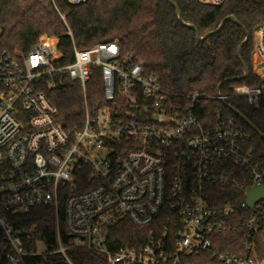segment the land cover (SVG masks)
I'll list each match as a JSON object with an SVG mask.
<instances>
[{
	"label": "built area",
	"instance_id": "2783aa9c",
	"mask_svg": "<svg viewBox=\"0 0 264 264\" xmlns=\"http://www.w3.org/2000/svg\"><path fill=\"white\" fill-rule=\"evenodd\" d=\"M77 6L86 0H67ZM220 5L226 0H198ZM68 35L71 32L67 31ZM258 85L232 86L212 99L264 100V21L252 32ZM60 64L57 38L43 35L27 52L0 45V264H38L83 249L107 264H175L181 254L209 252L222 264H264V200L249 208L245 192L264 185V155L233 115L203 126L191 104L173 103L142 64L116 42L96 43ZM258 70V71H257ZM98 72L103 103L90 105L87 83ZM82 96L80 127L65 129L46 90L64 77ZM52 212L51 233L16 226L35 208ZM167 207L172 217L138 247H110L123 220L150 226ZM242 230V252L213 249L219 234Z\"/></svg>",
	"mask_w": 264,
	"mask_h": 264
},
{
	"label": "trees",
	"instance_id": "16d2710c",
	"mask_svg": "<svg viewBox=\"0 0 264 264\" xmlns=\"http://www.w3.org/2000/svg\"><path fill=\"white\" fill-rule=\"evenodd\" d=\"M176 11L167 0H86L72 6L67 0H0V45L13 54H23L41 36L57 38L60 64L73 59L72 46L83 50L96 43L116 42L122 55L133 63L142 64L145 75L154 76L168 93L171 101L188 106L190 96L196 95L194 113L203 126L217 121L216 114L233 115L250 135L257 150L264 155V139L243 120L234 115L224 102L212 99L217 85L222 82L220 94L232 92V86H254L262 80L252 69V32L264 21V0H226L220 5H208L198 0H172ZM218 32L203 40L199 37L218 27ZM186 24L193 25V29ZM71 35L67 34V31ZM242 45L239 58L237 48ZM242 60L249 69L246 79ZM90 105L103 103L98 72L87 83ZM51 103L58 110V118L65 129L80 127L83 120L81 90L77 81L67 76L52 90H46ZM226 103L235 108L250 124L264 134V100L258 108L243 98H228ZM172 217L164 207L154 222L145 228L123 220L111 229L110 247H138L148 238L150 229L158 230ZM16 226L38 224L45 235L51 233L52 212L49 208H35L28 214L13 219ZM264 238V226L261 232ZM245 234L242 230L219 234L213 249L235 254L242 252ZM264 255V242L257 245ZM67 257L71 264H107L105 256L83 249H70ZM38 264H68L61 254H53ZM171 264V263H166ZM175 264H222L207 252L181 254Z\"/></svg>",
	"mask_w": 264,
	"mask_h": 264
},
{
	"label": "water",
	"instance_id": "95a60500",
	"mask_svg": "<svg viewBox=\"0 0 264 264\" xmlns=\"http://www.w3.org/2000/svg\"><path fill=\"white\" fill-rule=\"evenodd\" d=\"M167 1L169 2V4H170L171 6L174 7L179 22L184 24V22H183L182 19H181V14H180V11H179L178 7L173 3L172 0H167ZM226 19H231V20L237 22V21H236L234 18H232V17H226L225 19H223V20L221 21V23L218 25L217 28H215V29L212 30V31L207 32L206 34H204V35L201 36V37H199V36L197 35V33H196V29H195V27H194L193 25H190V24H186V25L195 31L197 40H203V39H205L206 37H208L209 35H212V34L218 32L219 29L221 28V26L224 24V22H225ZM247 38H248V34L246 33V37L244 38V40L242 41V43H240V45H239L238 48H237V52H236V54H237L238 58H239V52H240V50H241V48H242V45L245 43V41L247 40ZM240 62H241V65H242V67H243V75L234 78L235 80L246 79V78L249 76V69H248V67L245 65V63H244L242 60H240ZM221 85H222V82H220V83L217 85V88H216V93H217V94L219 93V89H220V86H221ZM224 105H225V106H226V107H227V108H228V109H229L234 115H236V116L239 117L241 120H243V121H244L249 127H251L253 130H255L256 133H257L260 137H262V138L264 139V134L261 133V132H259L258 130H256V129L250 124V122H249L248 120H246V119H245V118H244V117H243V116H242V115H241V114H240L235 108H233L231 105H229L228 103H225V102H224ZM262 200H264V185L256 186V187H251V188H249V189L246 190V192H245V202H246L247 207L251 208V207H253L257 202L262 201Z\"/></svg>",
	"mask_w": 264,
	"mask_h": 264
},
{
	"label": "rangeland",
	"instance_id": "374dc122",
	"mask_svg": "<svg viewBox=\"0 0 264 264\" xmlns=\"http://www.w3.org/2000/svg\"><path fill=\"white\" fill-rule=\"evenodd\" d=\"M258 71V70H257Z\"/></svg>",
	"mask_w": 264,
	"mask_h": 264
}]
</instances>
